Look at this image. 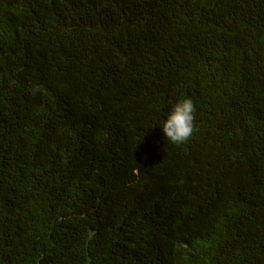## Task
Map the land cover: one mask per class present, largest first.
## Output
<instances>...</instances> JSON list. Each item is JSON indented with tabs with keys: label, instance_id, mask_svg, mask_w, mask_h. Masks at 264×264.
I'll list each match as a JSON object with an SVG mask.
<instances>
[{
	"label": "trees",
	"instance_id": "1",
	"mask_svg": "<svg viewBox=\"0 0 264 264\" xmlns=\"http://www.w3.org/2000/svg\"><path fill=\"white\" fill-rule=\"evenodd\" d=\"M0 264H264V0H0Z\"/></svg>",
	"mask_w": 264,
	"mask_h": 264
},
{
	"label": "clouds",
	"instance_id": "2",
	"mask_svg": "<svg viewBox=\"0 0 264 264\" xmlns=\"http://www.w3.org/2000/svg\"><path fill=\"white\" fill-rule=\"evenodd\" d=\"M38 90L34 88L33 93ZM196 112V105L191 98L178 100L163 123L162 130L165 137L176 145L187 142L195 131Z\"/></svg>",
	"mask_w": 264,
	"mask_h": 264
}]
</instances>
